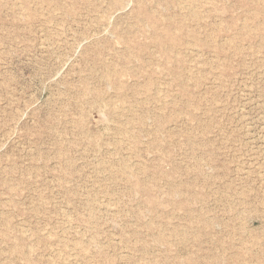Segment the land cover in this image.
<instances>
[{"label":"rangeland","instance_id":"374dc122","mask_svg":"<svg viewBox=\"0 0 264 264\" xmlns=\"http://www.w3.org/2000/svg\"><path fill=\"white\" fill-rule=\"evenodd\" d=\"M0 264H264V0H0Z\"/></svg>","mask_w":264,"mask_h":264}]
</instances>
